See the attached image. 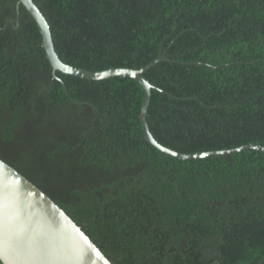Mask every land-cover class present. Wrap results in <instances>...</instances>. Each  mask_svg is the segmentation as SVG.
I'll return each mask as SVG.
<instances>
[{"label":"trees","instance_id":"1","mask_svg":"<svg viewBox=\"0 0 264 264\" xmlns=\"http://www.w3.org/2000/svg\"><path fill=\"white\" fill-rule=\"evenodd\" d=\"M34 2L68 64L171 59L143 73L164 90L152 89L147 113L161 144L183 153L264 145V0ZM17 3L0 0V158L113 264H264V152L160 151L145 138L141 84L55 78L36 20Z\"/></svg>","mask_w":264,"mask_h":264},{"label":"water","instance_id":"2","mask_svg":"<svg viewBox=\"0 0 264 264\" xmlns=\"http://www.w3.org/2000/svg\"><path fill=\"white\" fill-rule=\"evenodd\" d=\"M36 20L42 35V45L52 65L53 76L57 70L88 79L121 76L137 80L145 95L140 120L145 138L160 151L180 158L193 159L223 155L247 149L264 152V145L244 144L230 149L183 153L158 142L147 121L152 89L164 92L153 85L143 73L162 60H169L160 53L141 68L111 67L90 70L64 62L58 55L50 24L34 0H18ZM198 63L190 62V64ZM220 67V66H216ZM0 259L4 264H113L83 229L29 178L0 158Z\"/></svg>","mask_w":264,"mask_h":264},{"label":"bare ground","instance_id":"3","mask_svg":"<svg viewBox=\"0 0 264 264\" xmlns=\"http://www.w3.org/2000/svg\"><path fill=\"white\" fill-rule=\"evenodd\" d=\"M147 113H148V111H147ZM155 138V137H154ZM156 139V138H155Z\"/></svg>","mask_w":264,"mask_h":264}]
</instances>
